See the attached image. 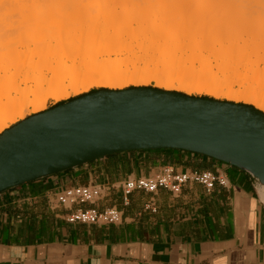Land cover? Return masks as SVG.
I'll return each mask as SVG.
<instances>
[{
  "label": "crops",
  "instance_id": "0c3cea01",
  "mask_svg": "<svg viewBox=\"0 0 264 264\" xmlns=\"http://www.w3.org/2000/svg\"><path fill=\"white\" fill-rule=\"evenodd\" d=\"M209 171L228 183L208 190L190 181L178 194L161 188L126 195L129 178L165 167ZM261 183L233 164L187 151L118 153L0 193V264H264ZM90 185L94 202L63 206V189ZM116 207L118 224L69 223L78 208Z\"/></svg>",
  "mask_w": 264,
  "mask_h": 264
},
{
  "label": "bare ground",
  "instance_id": "6f19581e",
  "mask_svg": "<svg viewBox=\"0 0 264 264\" xmlns=\"http://www.w3.org/2000/svg\"><path fill=\"white\" fill-rule=\"evenodd\" d=\"M17 1L20 7L15 13L0 15V134L10 124L20 122L26 112L44 110L50 97L60 99L70 90L87 89L93 84L110 89H124L131 83L144 86L152 79L161 89H179L188 94L207 91L219 100L226 96L264 112V94L255 92L248 82L264 79L262 16L250 18V25H258L256 33L248 28L247 19L253 17L250 12L239 19L238 14L228 13L224 0H205L201 11L191 10L186 0H176L166 6V20H160L168 25L170 33H162L155 19L148 28L140 20L142 26L133 31L137 30L133 28L137 15L144 16L152 0H100L103 6L97 11L121 13L105 17L100 29H87L78 20L81 5L87 0H69L67 10L54 1L42 6ZM236 1H241L244 8L245 3H253L264 9V0ZM182 25L187 29L181 31ZM206 35L220 37V43L215 42L219 45L204 46L198 42ZM91 47L103 49L107 58L100 59L98 50L91 53ZM136 49L142 53L138 55ZM215 68L222 69L224 75L245 73L248 85L234 91L216 75ZM186 72L192 73V81L185 79ZM19 74L24 77L17 82L15 77ZM9 82L12 85L5 88ZM260 193L264 199V181Z\"/></svg>",
  "mask_w": 264,
  "mask_h": 264
},
{
  "label": "water",
  "instance_id": "95a60500",
  "mask_svg": "<svg viewBox=\"0 0 264 264\" xmlns=\"http://www.w3.org/2000/svg\"><path fill=\"white\" fill-rule=\"evenodd\" d=\"M200 154L264 181V112L153 86L103 88L35 113L0 134V193L130 151Z\"/></svg>",
  "mask_w": 264,
  "mask_h": 264
},
{
  "label": "rangeland",
  "instance_id": "374dc122",
  "mask_svg": "<svg viewBox=\"0 0 264 264\" xmlns=\"http://www.w3.org/2000/svg\"><path fill=\"white\" fill-rule=\"evenodd\" d=\"M49 1H54V3H56L62 9H65V10L68 9L69 0H26V2L29 5L36 4L38 6H42L46 2H49ZM204 1L205 0H186L185 4H188L190 6L189 8L191 10L192 9H198L199 11H201V10H203L202 3ZM100 2H101L100 0H87L81 5L82 7L80 9L81 11H80L79 18H78L81 27H84V28H87V29H89V28H92V29H94V28L97 29L98 28V29H100L101 25H102L101 22H102L103 19H105V17L114 16V15H118V14L121 13V10L120 11L119 10L118 11L111 10L108 13H104V12H102V10L101 11L100 10L97 11L99 6L100 7L103 6ZM173 2H176V0H152V6H148L144 13L141 12V13H143L142 15H144V16H141V17L139 16L138 17V15H137L136 22L133 25V28L135 26V28L137 30H133V31H138L140 29V27L142 26V22H144L145 27L148 28L149 25H152L154 23L153 21L155 19V20H157V22L159 21L158 25L160 27L159 26H157V27H159L158 29H160V31H162V33H164V32L167 33V31H169V33H170L171 30H170V28L168 30V25H166L165 23H161V21L166 20V17L169 16V14H168L169 11L166 10V6L168 5V3H173ZM224 2L228 3V9H229L228 13L238 14L240 16V17L238 16L239 19H241L242 16L245 13L250 12V14L253 17L250 16L249 19H247L248 20L247 23H249L248 24L249 25L248 28H251V29L253 28L254 31L256 30V33H257L258 25L255 24V23H253V24L251 23V25H250V22H251L250 18L253 20V19L258 18L260 16L264 17V9L259 8L257 5H255L253 3H250V4L245 3L246 7L244 8V7L240 6L241 5L240 4L241 1H236V0H224ZM19 7H20V2H18L17 0H13L11 2H10V0H1L0 1V15L2 14V12L15 13L17 11V9H19ZM224 11H226V10H224ZM100 15H102V16L99 17ZM126 18H128V16H126ZM140 20H142V22ZM262 20L264 21V19H262ZM139 21L141 22L140 25H138L140 23ZM161 24H162V26H161ZM149 27H152V26H149ZM161 29H163V30H161ZM180 29H181V31H183L184 29H187V28L182 25L180 27ZM207 36H208V38H206ZM211 36H212V38L209 35L203 36L204 38L203 37L200 38L198 40V42H201L204 46H208V45L211 46V45H214V44L216 46L219 45L218 43H215V42L218 41L220 43V40H217V39H220V37H213V35H211ZM211 39H213V42L211 41ZM206 41H209V42L207 43ZM99 48L100 47H97L95 49V47H91L90 48L91 53L96 52L98 50L97 52H100L99 54L101 55L100 59L107 58L106 53L102 51L103 49L99 50ZM136 52L139 53L138 55H140L142 53V51L138 50V49H136ZM65 53L67 55V52H65ZM122 53H126V50H123ZM103 54H105V56ZM214 64H216V63H214ZM215 70H216V72H215L216 75H218V77L220 79H224L225 85L227 87H229V86L232 87V89L234 91H238L239 92L241 87H242V89L244 87L246 88L245 85H248V82H251V83H249V85H251V87L256 90V91L254 90L255 92H257L259 90L258 94L259 93H261L260 95L264 94L263 93L264 92V82H263L264 79L262 77H259V78H256L254 80H250L249 81V79L247 77H245V73H243V72L241 74H234L233 72H229V73H226L224 75V72H222L223 71L222 69L218 70L217 68H215ZM187 73L190 74V72H186V74H184L185 79H186V77H188V79H186V80L192 81L193 77L192 78L190 77V76H193L192 73L190 75H188ZM184 76H182V78H184ZM23 77H24L23 74H19V75H17L15 77V80H18L17 82H19V81H21L23 79ZM250 77H251V75H250ZM246 78L248 79V82L246 81ZM260 78H262V79H260ZM259 79L261 80V83H260ZM11 85L12 84L9 82L8 84L5 85V88L6 87H10ZM131 86H136V85L131 83V84L125 86V88L131 87ZM144 86H153V87L159 88L155 79L150 80ZM99 88H109V87L104 86V85H100V84H93L87 89H81L79 91L70 90V93L67 96H65L63 98H60V99H54V98L50 97L46 101V106H45L44 110L50 109V108L56 106L58 103L68 101V100H70L72 98H75V97H78V96H80L82 94L88 93L91 90L99 89ZM2 89L3 88H0V90H2ZM171 91H178V92H182V93L188 94V93H186V92H184L182 90H179V89H172ZM189 95L201 96V97L202 96H210V97L216 98L212 93H209L207 91H193V92L189 93ZM220 100H228V101H230L226 96L225 97H221ZM30 109L32 110V107ZM44 110H42V111H44ZM35 113L36 112L28 111V112H26L24 118H22V119H25L28 116L33 115ZM22 119H20V121ZM15 123H17V122H15ZM13 125H14V123L10 124L9 127H11Z\"/></svg>",
  "mask_w": 264,
  "mask_h": 264
},
{
  "label": "built area",
  "instance_id": "2783aa9c",
  "mask_svg": "<svg viewBox=\"0 0 264 264\" xmlns=\"http://www.w3.org/2000/svg\"><path fill=\"white\" fill-rule=\"evenodd\" d=\"M190 181L197 182L208 190L213 189L216 183L223 186L228 183V179L224 175L198 170L177 171L174 167L167 166L153 176L127 179L123 183V190L126 195H129L135 190L153 193L164 188L178 194L182 191L184 185ZM100 195V190L97 187L81 185L58 192L57 202L63 206H72L94 202ZM122 220L123 214L116 207H108L103 210L95 207H81L66 216V221L69 223L118 224Z\"/></svg>",
  "mask_w": 264,
  "mask_h": 264
},
{
  "label": "trees",
  "instance_id": "16d2710c",
  "mask_svg": "<svg viewBox=\"0 0 264 264\" xmlns=\"http://www.w3.org/2000/svg\"><path fill=\"white\" fill-rule=\"evenodd\" d=\"M99 89H103V88H99ZM99 89H94V90H91L90 92H92V91H96V90H99ZM202 97H206V98H213V97H210V96H202ZM62 103V102H61ZM59 104V103H58ZM57 104V105H58ZM131 152H136V151H131ZM141 152H145V151H141ZM120 154V153H119ZM118 154H115V155H111V156H109V158H111V157H115V156H117Z\"/></svg>",
  "mask_w": 264,
  "mask_h": 264
}]
</instances>
